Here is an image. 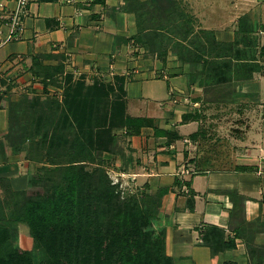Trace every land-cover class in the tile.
<instances>
[{
    "label": "crops",
    "instance_id": "crops-1",
    "mask_svg": "<svg viewBox=\"0 0 264 264\" xmlns=\"http://www.w3.org/2000/svg\"><path fill=\"white\" fill-rule=\"evenodd\" d=\"M131 1L29 0L19 37L2 43L16 3L0 0V199L9 191L28 190L30 175L42 165L26 159V152L12 148L4 136L9 100L45 97L33 72L34 57L45 56L38 65L62 63L65 72L87 84H112L116 75H124L126 115L142 123L137 131L125 127L113 132L111 151L102 155L113 183L128 192L164 191L158 224L174 264H264V116L252 115L264 108V0H175L193 16L194 33L210 30L218 42L237 40L235 49H254L257 68L249 79L233 75L230 82L212 86L218 96L224 88L230 90L229 104L220 97L206 100L210 93L204 94V73L194 78L176 50L170 48L162 59L150 51L144 32L143 41L136 39ZM247 39L255 46L250 48ZM201 70L202 63L197 66ZM56 99L61 101L62 94ZM215 104L244 112L242 120L230 122L242 131L222 140L226 146H199L204 110ZM206 224L222 227L236 243L215 262L200 234Z\"/></svg>",
    "mask_w": 264,
    "mask_h": 264
},
{
    "label": "trees",
    "instance_id": "trees-1",
    "mask_svg": "<svg viewBox=\"0 0 264 264\" xmlns=\"http://www.w3.org/2000/svg\"><path fill=\"white\" fill-rule=\"evenodd\" d=\"M139 2L145 4V1L132 0L129 6L136 14V39L145 38L150 51L157 52L162 59L171 48L185 64L197 68L202 63L199 73L205 72L206 86L230 82L231 72H238L235 80H247L257 68L252 63L256 60L251 48L255 46L254 40L247 39L251 49L241 50L235 49L237 40L218 42L213 31L194 33L193 16L187 15L175 0L161 2L160 10H165L164 14H149L156 25L148 27L144 24L146 14L137 9ZM179 33L181 37H177ZM155 38L162 41L159 47ZM261 52L264 54V49ZM34 58L33 72L42 82L64 71L62 63L55 67L43 66L37 62L45 56ZM72 78L66 74L61 101L48 95L43 99L28 95H22L17 101L8 99L7 131H11L16 107L25 108L30 114L33 129L26 138L32 142L25 156L42 165L30 175L28 190L35 185H41V189L23 200L28 190L9 191L12 195L9 199H0L6 207L15 203L18 210L16 214L11 213L13 217H6L3 207L0 208V264H34L31 253L14 244L5 222L27 226L33 242L44 254L37 264H174L165 251L164 228L155 227L160 221L158 211L164 191L159 190L155 195L144 191L122 195L102 159L103 153L110 152L115 142L114 131L125 127L137 131L135 127L142 123L126 115L125 76L116 75L112 84L98 80L87 84L83 77L76 81ZM0 83L4 81L0 79ZM2 100L0 94V107ZM6 140L12 148L22 150ZM17 203L23 204L18 207ZM187 205L193 209V193ZM200 234L210 246L212 262L220 252L236 247L235 239L220 226L203 225Z\"/></svg>",
    "mask_w": 264,
    "mask_h": 264
},
{
    "label": "rangeland",
    "instance_id": "rangeland-1",
    "mask_svg": "<svg viewBox=\"0 0 264 264\" xmlns=\"http://www.w3.org/2000/svg\"><path fill=\"white\" fill-rule=\"evenodd\" d=\"M145 1L144 3L138 4L137 9L141 11L142 13L146 14L147 17V22L145 26H153L156 25L154 22L150 20L151 16L150 15H155L157 12L164 14L159 10L160 8V3L163 2L164 4L169 1V0H143ZM200 3H203V1H200ZM181 5L183 6L182 2ZM182 6L180 8L182 9ZM201 7V4H200ZM163 18V17H162ZM204 19V18H203ZM155 20V18H154ZM153 24V25H152ZM166 32V31H165ZM177 37H181V34H177ZM195 37V36H194ZM156 39L157 47L162 44V41L159 40L158 38ZM193 39V38H192ZM191 67V74L198 76V71L197 68H195L193 65H189ZM65 70V69H64ZM204 77H205V72ZM66 74H70L68 72L63 71L62 73L57 74L56 76L52 77L49 81L47 82H42V83H47L49 84V89L46 87V85L43 84V91L45 92V96H51L55 98H60L61 94L63 92V87L65 86L66 82ZM231 75H238V72H231ZM73 77V75H72ZM203 77V78H204ZM80 78V77H79ZM79 78H72L73 81L78 80ZM230 85V84H229ZM48 86V85H47ZM226 86V85H225ZM224 86V87H225ZM228 86V85H227ZM226 86V87H227ZM209 87V86H208ZM205 87L204 94H209V97L206 100H209L211 98H218L222 99V101H225L226 104H229L230 102V94H229V89L224 88L220 93V96H218V93H215V88L212 87ZM208 88V89H207ZM35 97V96H34ZM43 99V98H42ZM3 102V101H2ZM8 104V103H7ZM217 104L215 105H210L206 106L208 110H204L203 114V123L200 126V130L198 132L201 134V137L198 141V145L201 146L203 145L206 146L207 148H215L216 146H222L221 144L222 140H230V136H233L234 134H239L241 133V129L233 128L232 124L230 123L234 119H241L244 117L243 113H238L237 111H234L232 109H229V107H226V109H221L222 107L220 106L217 109ZM216 107V108H213ZM264 109V108H263ZM261 109L260 111L257 112H252V115H255L257 119H260L264 116V110ZM240 114V116H238ZM242 117V118H241ZM255 118V119H256ZM254 119V118H253ZM233 123V122H232ZM11 131H6L5 133V138L8 139L12 144H15L19 146L20 148L24 149L25 152L29 150V144L31 142L30 138H26L27 133L31 132L33 127L30 126V114L26 113L25 108L22 107H16L13 111L12 114V125H11ZM259 130V129H258ZM244 133V130H243ZM243 137V135H242ZM26 138V139H25ZM223 146H226L224 143ZM113 181V180H112ZM119 188L122 190V195L124 194H134L137 193L134 190L132 192H128L126 190H123L122 187L118 182H115ZM41 185H35L32 187L30 190H28V194L24 196L23 199H27L29 197H32L37 191H39L41 188ZM10 193H6L5 199L10 198L12 195ZM6 203H0V208L2 211L4 210L5 216L6 217H13V213L16 214L18 212L17 206H15V203L10 207L5 206ZM18 207H21V204L23 203H17ZM12 213V215H11ZM7 226L9 227L11 233H12V240L15 245L28 250L32 257H33V262L34 264H37L41 259H43V252L41 248L37 247L36 244L33 242L32 238L30 237L29 230L27 226L24 223H15V222H5ZM160 224V223H159ZM159 224L157 223L155 227L159 229Z\"/></svg>",
    "mask_w": 264,
    "mask_h": 264
},
{
    "label": "built area",
    "instance_id": "built-area-1",
    "mask_svg": "<svg viewBox=\"0 0 264 264\" xmlns=\"http://www.w3.org/2000/svg\"><path fill=\"white\" fill-rule=\"evenodd\" d=\"M29 0H15V7L11 10L9 14V31L8 33L3 37L2 43H5L12 39H17L19 37V33L22 29V15L24 13V9L27 5ZM0 16H3L0 14Z\"/></svg>",
    "mask_w": 264,
    "mask_h": 264
}]
</instances>
